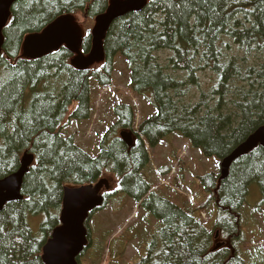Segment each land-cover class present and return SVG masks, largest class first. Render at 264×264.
I'll return each mask as SVG.
<instances>
[{
    "label": "trees",
    "instance_id": "trees-1",
    "mask_svg": "<svg viewBox=\"0 0 264 264\" xmlns=\"http://www.w3.org/2000/svg\"><path fill=\"white\" fill-rule=\"evenodd\" d=\"M109 1L21 0L12 7L0 59V179L18 171L26 151L36 156V166L26 176L25 199L0 213V264H44L43 248L59 225L65 188L95 184L104 175L118 179L120 189L107 193L103 208L112 201L115 211L122 210L121 200H112L122 193L141 204L142 221L158 222L140 264H247L242 209L252 184L260 186L264 203L263 148L236 161L225 180L219 172L198 176L207 198L195 209L153 191V171L145 172L150 150L169 136H182L205 158L220 162L264 125V0H148L142 11L113 22L106 62L94 71L72 68L66 49L39 60L20 58L28 35L87 8L94 19ZM91 40V35L84 40L85 54ZM230 42L241 54L224 52ZM164 51L172 53L167 68L158 57ZM116 56L127 63L133 92L148 99L157 114L135 132L137 142L130 148L119 131L133 130L136 113L128 104L117 106L116 120L98 144L99 155H92L65 135L71 123L63 125L68 116L91 120L92 81L99 89L113 83ZM254 56L256 66L251 65ZM201 71L215 75L213 89L201 92L196 104L182 103L201 88ZM52 74L62 77L61 85ZM228 100L235 110L228 111ZM72 104L78 106L70 114ZM171 172L163 168L160 175ZM182 201L188 203V197ZM209 210L216 214L213 229L202 220ZM217 228L225 246L215 250ZM88 229L85 252L93 245Z\"/></svg>",
    "mask_w": 264,
    "mask_h": 264
},
{
    "label": "rangeland",
    "instance_id": "rangeland-1",
    "mask_svg": "<svg viewBox=\"0 0 264 264\" xmlns=\"http://www.w3.org/2000/svg\"><path fill=\"white\" fill-rule=\"evenodd\" d=\"M87 11H89L88 8ZM77 20L82 26L84 35L92 32L95 26V19L79 15ZM224 52L228 56H233L239 54L240 51L237 44L230 42ZM171 56L172 53L168 51L158 53V57L164 65L167 64V60ZM255 61L256 57L254 56L251 61L252 66H256ZM115 67L113 89L110 90L108 88V92H105L106 90L103 91L97 88L95 83H93V113L91 120H87L84 123H71L68 128V134L75 138V142L94 155L99 154L98 144L115 121L113 114L115 107L122 104H131L135 108L138 116L135 121L134 131L138 130V126L142 122L155 114V109L151 102L148 99L139 97L131 90L130 70L122 57H117ZM52 75L53 77L51 78L58 79L56 75ZM200 77L201 88H194L182 103L196 104L199 101L201 92H210L213 89L216 83V77L213 73L201 71ZM58 80L61 85L62 77ZM227 106L228 111L235 110L229 100ZM163 141L162 145L160 144L151 150V155H149L151 161L149 168L153 171V182L156 183L155 186L160 187L158 192L163 191L167 196L175 197L178 200V202L176 201L178 206H183L186 209H195L198 205L204 203L207 198L201 188L198 176H202L206 172H219L220 174L219 161L215 158H205L203 155L202 158L204 159H202L201 152L191 150L188 147V142L179 135H174L170 139ZM182 155H184L183 158ZM21 157L19 160H21ZM181 166H183L184 172L179 173V167ZM149 168L146 170L145 175ZM163 168L175 169V175L170 176L168 174L163 177L160 173L157 174L159 169L162 171ZM104 178L111 180L112 190L118 187L117 179L109 175H104L102 179ZM160 179H164L165 184H162ZM157 182H160V184ZM112 197V200H121L120 207L123 209L115 211L114 209L118 207L113 205L111 201V204L91 217L88 226L91 230V242H93V245L81 256L80 264H140L141 260L146 256V248L147 246L148 248L150 247L154 238L150 239V236H152L154 229L158 226V222L151 220L150 224H147L139 220L138 218L142 216L138 215L139 212H137L132 199L125 194L117 193ZM187 197L188 203L183 202V198ZM243 208L242 222L244 223L243 231L246 240L243 250L244 258L247 264H264V256L262 254L264 252V203L258 184L251 185ZM214 210H216L215 206ZM142 211L146 212L144 209ZM215 215L209 210L206 216H202L203 222L211 229H213V224L216 221ZM133 216L134 218H132ZM215 230V238L218 234L216 239H219L217 242H224V238L220 236V229L217 228ZM157 233L158 230H156ZM118 251H121L119 252L120 254H118Z\"/></svg>",
    "mask_w": 264,
    "mask_h": 264
},
{
    "label": "water",
    "instance_id": "water-1",
    "mask_svg": "<svg viewBox=\"0 0 264 264\" xmlns=\"http://www.w3.org/2000/svg\"><path fill=\"white\" fill-rule=\"evenodd\" d=\"M20 0H0V57L5 43L3 30L11 16L12 6ZM148 0H112L106 14L99 15L93 30V48L89 58L81 54L82 30L73 15H62L51 24L43 34L30 35L24 43V58L39 59L58 52L63 45L77 54L72 65L78 70H87L94 63L105 60L104 41L113 22L133 12L142 11ZM128 147H133L132 133L121 134ZM264 149V125L260 127L246 142L239 146L221 162V180L228 178L230 169L239 159L250 155L255 149ZM21 169L9 178L0 181V213L7 203L21 202L24 182L29 167L35 162L33 154L26 152L22 158ZM110 190L105 179L97 184L82 186L77 189L66 188L62 200L60 225L53 231L50 240L43 249L44 264H78V257L88 245L86 222L90 215L103 207V188ZM223 244H218L215 250Z\"/></svg>",
    "mask_w": 264,
    "mask_h": 264
},
{
    "label": "crops",
    "instance_id": "crops-1",
    "mask_svg": "<svg viewBox=\"0 0 264 264\" xmlns=\"http://www.w3.org/2000/svg\"><path fill=\"white\" fill-rule=\"evenodd\" d=\"M65 15H73L74 17H77V14H65ZM58 18H59V17H58ZM58 18H57V19H58ZM57 19H55L52 23H54ZM76 21L78 22L77 18H76ZM52 23H50V24H52ZM78 23H79V22H78ZM50 24H49V25H50ZM49 25H48V26H49ZM45 28H46V27H45ZM42 31H44V30H42ZM42 31H41V32H42ZM39 33H40V32H39ZM34 34H38V33H34ZM30 35H31V34H30ZM24 42H25V39H24V41H23L22 47L24 46ZM22 47H21V49H22ZM0 59H1V58H0ZM150 169H151V168H149V170H150ZM88 185H89V184H88ZM83 186H87V185H83ZM118 254H120V253L118 252Z\"/></svg>",
    "mask_w": 264,
    "mask_h": 264
}]
</instances>
